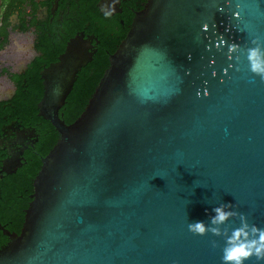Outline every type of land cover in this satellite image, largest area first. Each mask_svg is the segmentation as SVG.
I'll return each instance as SVG.
<instances>
[{
  "label": "water",
  "instance_id": "1",
  "mask_svg": "<svg viewBox=\"0 0 264 264\" xmlns=\"http://www.w3.org/2000/svg\"><path fill=\"white\" fill-rule=\"evenodd\" d=\"M93 40L77 36L41 72L38 115L60 138L21 233L0 227V264H222L224 238L188 225L225 205L264 228V77L247 58L264 50V0H147L67 125Z\"/></svg>",
  "mask_w": 264,
  "mask_h": 264
},
{
  "label": "flooded vegetation",
  "instance_id": "2",
  "mask_svg": "<svg viewBox=\"0 0 264 264\" xmlns=\"http://www.w3.org/2000/svg\"><path fill=\"white\" fill-rule=\"evenodd\" d=\"M129 2L105 0L104 12L98 9L112 20L120 18L122 27H131L126 22L133 12L130 6L126 8ZM77 13H82L80 0H0V104L5 112L0 113V184L24 169L29 157L38 155L42 142L41 124L17 114L18 94L25 97L30 92L26 76L30 66L39 67L42 77L41 72L57 63L80 35L94 37L92 51H98L100 42L90 33L92 24L80 29Z\"/></svg>",
  "mask_w": 264,
  "mask_h": 264
},
{
  "label": "trees",
  "instance_id": "3",
  "mask_svg": "<svg viewBox=\"0 0 264 264\" xmlns=\"http://www.w3.org/2000/svg\"><path fill=\"white\" fill-rule=\"evenodd\" d=\"M100 0H80L82 13H77L81 17L80 29L85 28L87 23H91L93 28L90 33L95 34L100 42L98 51L93 57V61L82 68L78 74L77 81L66 99L65 105L59 114L67 125L74 123L85 111L91 97L95 93L106 70L110 66V56L114 54L130 30V26L122 27L120 18L115 20L109 16L101 14L98 9ZM147 0H130L127 7H131L133 12L126 18V22L131 24L135 13L141 11ZM122 18V17H121ZM30 79V92L22 97L18 94L16 102L18 105V115L28 120L40 123L42 126V142L38 147V155L29 157V164L18 174L7 178L0 184V224L11 233L20 234L25 222V211L32 202L31 196L34 193L33 182L37 177L41 166L42 158L46 157L59 141V134L49 121L38 116V103L44 95L40 68L35 64L31 65L26 75ZM0 113L4 114L3 105L0 104ZM9 242L7 236L0 230V249Z\"/></svg>",
  "mask_w": 264,
  "mask_h": 264
},
{
  "label": "clouds",
  "instance_id": "4",
  "mask_svg": "<svg viewBox=\"0 0 264 264\" xmlns=\"http://www.w3.org/2000/svg\"><path fill=\"white\" fill-rule=\"evenodd\" d=\"M247 58L250 71L264 77V50L260 47L250 48ZM211 211L214 214L209 217L210 223L191 222L188 228L193 234L199 236L212 233L216 237L224 238L222 264H247L253 257L258 264L264 262V228L250 224L246 216L238 214L225 205L214 207ZM237 215H239L240 226L229 231L224 226Z\"/></svg>",
  "mask_w": 264,
  "mask_h": 264
}]
</instances>
